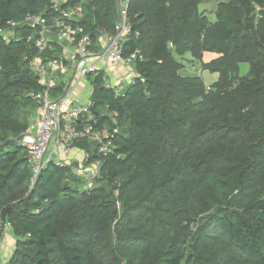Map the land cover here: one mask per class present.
I'll use <instances>...</instances> for the list:
<instances>
[{"label": "trees", "instance_id": "16d2710c", "mask_svg": "<svg viewBox=\"0 0 264 264\" xmlns=\"http://www.w3.org/2000/svg\"><path fill=\"white\" fill-rule=\"evenodd\" d=\"M204 1L129 0L122 49L140 51L135 75L116 93L101 71L90 74L92 105L75 121L112 138L101 157L89 137L73 141L84 164L99 162L88 183L75 161L53 160L32 181L21 140L39 106L30 94L44 89L30 68L36 28L8 21L46 14L50 0H0L8 264H264V10L255 8L264 0L217 1L214 21ZM84 13L74 26L95 41L98 29L113 30L116 0H87ZM61 52L50 42L40 59L60 61ZM185 54L216 80L182 73Z\"/></svg>", "mask_w": 264, "mask_h": 264}, {"label": "built area", "instance_id": "2783aa9c", "mask_svg": "<svg viewBox=\"0 0 264 264\" xmlns=\"http://www.w3.org/2000/svg\"><path fill=\"white\" fill-rule=\"evenodd\" d=\"M87 0H50V8L46 14L27 13L19 21H8L9 29L19 23L36 28L34 46L36 56L30 62L32 72L43 84L44 89L30 95L38 103L41 116L36 122L28 127L23 136L22 144L29 150L31 163L32 181L49 161L57 165L72 162L71 155L73 141L78 138L89 137L96 141L98 156H105L112 151V138L106 131L95 132L91 126L81 128L76 126L78 117L88 111L92 102L90 97L84 100L78 96H72L77 82L76 79L88 78L99 69V65L107 61L112 67L120 65H132L137 58H141L138 49L124 54L122 44L130 32L128 20L129 0H116L117 21L111 32L103 29L97 30V37L93 41L88 32H83L79 26H74L84 17V4ZM256 11L264 10L262 6H256ZM81 32L80 35L78 33ZM0 33L4 31L0 30ZM50 42L61 44L62 52L60 61L48 59L42 62L40 56L50 49ZM101 47L98 49L97 47ZM63 71L72 75L67 88L58 96H52L51 91L55 81V72ZM106 82V76L104 75ZM91 84V83H90ZM116 93L121 88L110 83ZM30 120L32 122V117ZM56 152H61L65 159L55 158ZM83 158L88 157L84 151ZM92 165V172L85 176L90 180L98 174L99 162ZM78 174H84L82 166L73 167ZM1 264H8V259H3Z\"/></svg>", "mask_w": 264, "mask_h": 264}, {"label": "crops", "instance_id": "0c3cea01", "mask_svg": "<svg viewBox=\"0 0 264 264\" xmlns=\"http://www.w3.org/2000/svg\"><path fill=\"white\" fill-rule=\"evenodd\" d=\"M97 48L101 49L99 45ZM207 57L209 59L213 57V55L207 54ZM98 70L101 71L103 75L106 76L107 83H110L112 85L118 84L120 88H122L127 83H129L135 75V72L133 70V65H120V66L112 67L111 65H109L107 61L102 62L99 65ZM71 78H72V75H70L68 72L57 70L55 72V81H54L53 89L51 91V95L54 97L60 95L67 88ZM76 82H77V85L75 89L73 90L72 96L78 95L83 100L85 98L90 97L91 92H92V87H91L89 79L88 78L76 79ZM40 116H41V111L39 110V108H37L31 116L32 126ZM90 139L94 140L93 138H90ZM81 152L82 150L73 148L72 153L71 155H69V157H71L72 161H75V164L82 166L83 172L85 174L91 173L92 165L91 163L90 164L83 163V154ZM55 158L65 159V156L61 152H56ZM82 177H84L85 179L87 178L84 176V174ZM86 180L89 183V179L87 178ZM12 235L13 234L11 233V230L9 229V227L8 226L4 227L1 238H0V243H2V246L0 247V255L2 253L0 264L3 259H9L11 250L13 248L14 240H15V237Z\"/></svg>", "mask_w": 264, "mask_h": 264}, {"label": "rangeland", "instance_id": "374dc122", "mask_svg": "<svg viewBox=\"0 0 264 264\" xmlns=\"http://www.w3.org/2000/svg\"><path fill=\"white\" fill-rule=\"evenodd\" d=\"M217 1H222V0H206L199 6L200 10L205 11L210 21L215 20L213 9L215 2ZM205 58L208 59L207 56ZM178 59L181 60V62L185 65L184 69L182 70V73L189 75H200L204 79V83L206 85H209L211 82L216 80L217 73H212L208 70H202L200 64L197 61H192L191 56L189 54H185L183 57H178ZM248 68L249 66L247 62H241L239 64L238 74L240 76L246 75L248 72ZM1 246L2 243H0V247ZM1 255H0V259L2 257Z\"/></svg>", "mask_w": 264, "mask_h": 264}]
</instances>
